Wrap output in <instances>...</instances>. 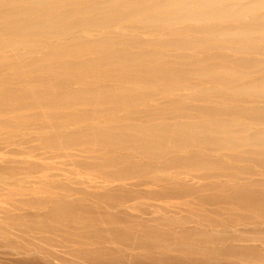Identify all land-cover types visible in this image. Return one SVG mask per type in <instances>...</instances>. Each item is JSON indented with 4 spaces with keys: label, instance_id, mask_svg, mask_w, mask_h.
I'll use <instances>...</instances> for the list:
<instances>
[{
    "label": "rangeland",
    "instance_id": "1",
    "mask_svg": "<svg viewBox=\"0 0 264 264\" xmlns=\"http://www.w3.org/2000/svg\"><path fill=\"white\" fill-rule=\"evenodd\" d=\"M255 202L264 0H0V264H264Z\"/></svg>",
    "mask_w": 264,
    "mask_h": 264
},
{
    "label": "bare ground",
    "instance_id": "2",
    "mask_svg": "<svg viewBox=\"0 0 264 264\" xmlns=\"http://www.w3.org/2000/svg\"><path fill=\"white\" fill-rule=\"evenodd\" d=\"M252 113V112H251ZM177 137V136H176ZM256 203H258V202H255L254 203V205L252 206V208H253V210H255V211H257V212H262L261 211V209H258L256 206H257V204ZM255 206V207H254ZM262 213H264V212H262ZM100 219H102V218H100ZM134 239V238H133ZM91 253H95V254H98V252H90V254ZM122 259H124V258H115V259H111V262L113 263H115V264H123V260ZM169 264H174V262H169Z\"/></svg>",
    "mask_w": 264,
    "mask_h": 264
}]
</instances>
